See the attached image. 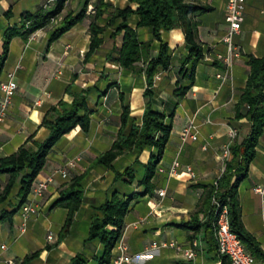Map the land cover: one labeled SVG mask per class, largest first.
<instances>
[{
  "label": "crops",
  "instance_id": "crops-1",
  "mask_svg": "<svg viewBox=\"0 0 264 264\" xmlns=\"http://www.w3.org/2000/svg\"><path fill=\"white\" fill-rule=\"evenodd\" d=\"M186 1L208 5L212 10L195 16L203 58L195 68L191 88L181 97L173 91L179 85L181 67H188L183 64L187 55L183 34L177 27L162 33L170 48L171 62L167 69L153 77L151 108L164 114L172 128L155 169L152 193H142L140 184L145 174L142 165L148 162L151 149L139 153L126 150L110 166H91V162L107 151L116 139L121 126L122 104L129 106L130 120L140 124L146 101L143 92L147 87L142 61L123 68L114 60L122 43V32L111 36L116 26H106L107 14L96 20L99 26H105L100 35L102 43L87 61L84 60L96 0L89 1V10L81 22L50 44H47L48 38L59 23L40 28L27 39L20 36L11 39L0 81L6 79L8 72H13L17 88L0 122V158L14 153L29 137L32 141H44L49 133L41 126L46 111L61 100L70 103L72 92L84 88L90 89L87 96L90 125L85 132L76 126L49 151L33 185L48 177L51 181L41 196L29 193L26 198L38 204L36 215L23 220L19 184L16 181L3 195L9 174H0V245H5L4 249L0 248V264H7V260H12L13 264H71L77 254L86 257L87 264H98L102 245L96 240L87 243L84 240L92 216L113 192L130 197L121 236L127 247L126 254L132 258L131 264L219 263L216 243L205 237L204 228L193 233L178 225L190 221L193 215L200 223L206 221V190L219 179L225 162L231 158L230 154L225 159L223 151L227 146L240 145L250 133L248 119L235 117V105L248 75L247 60L250 56H264V0H245L244 21L240 31L232 37L239 55L232 58L224 78L217 77V74H224V63L222 59H216V55L226 54V44L222 40L227 30L224 20L226 0ZM83 2L68 0L61 16L67 12L76 13ZM109 2L117 8L127 5L135 8L128 0ZM41 4V0H0V54L4 29L19 25L25 12H34ZM8 9L10 17L5 15ZM136 23L137 18L133 15L124 25L135 30L139 42L150 43L149 57H155L159 41L153 38L149 27H137ZM182 83L186 84L185 81ZM245 111L243 107L240 113ZM188 126H191L189 134H195L196 138L188 137L183 141L181 132ZM128 129L126 126L125 133ZM232 130L234 136L229 133ZM27 144L32 146L31 141ZM136 160L139 165L135 164ZM175 160L179 165L176 174L170 176L169 168ZM129 166L134 169L132 182L117 179V173ZM187 167L194 173L193 177L188 174ZM62 170L66 171V177L60 175ZM83 173L82 200L73 213L68 233L61 239L59 233L67 209L53 206V203L60 198V191L69 180ZM256 186L264 187V127L247 175L237 187L242 224L264 255V193H257ZM159 189L165 190V196H158ZM194 241L196 246L192 244ZM186 250H192L194 256L187 258ZM115 253L116 249H113L111 258ZM255 261L264 264V256L255 257ZM107 264H112L111 260Z\"/></svg>",
  "mask_w": 264,
  "mask_h": 264
},
{
  "label": "trees",
  "instance_id": "trees-1",
  "mask_svg": "<svg viewBox=\"0 0 264 264\" xmlns=\"http://www.w3.org/2000/svg\"><path fill=\"white\" fill-rule=\"evenodd\" d=\"M68 0H55L51 9L43 10L40 6L34 12H25L19 25L7 26L3 33L2 52L0 54V72L6 59L10 41L15 36L27 39L36 30L49 25L51 19L58 17L64 9ZM84 0L80 9L76 12H67L62 16L59 26L54 28L48 38L47 44L57 40L62 34L70 30L73 26L81 22L86 17L88 2ZM135 4V8L127 5L124 8L113 7L109 0H96L94 4V14L89 24L90 43L84 60L94 54L102 43L101 34L105 26H99L96 20L107 14L106 26L115 25V31L111 34L122 32V43L118 48L114 58L123 68L132 67L136 62L142 61L147 87L143 92L146 99L142 119L139 125L130 120V109L128 105L122 104L120 116L121 126L117 137L111 147L97 156L91 166L102 164L110 166L112 162L126 150H134L136 153L144 149L153 150L149 160L145 165V174L140 182L143 186L142 193H152L154 188L153 177L156 166L161 159L163 149L166 146L172 128L171 121H165V115L154 111L151 108V98L154 95L152 84L153 77L161 70L168 68L171 62L170 48L163 40L162 33L177 27L181 29L184 45L187 50L186 58L183 61L188 67H181L179 71L180 79L177 81V88L173 91L177 97L183 96L194 81L195 68L203 58L202 44L198 38V21L196 15L212 10V7L199 3L187 2L186 0H128ZM10 9L5 11V15L10 17ZM137 18V27H149L153 38L159 41L158 53L155 57H149L150 43H141L137 38L134 29L127 27L124 23L131 16ZM248 75L245 86L242 90L236 105V118L246 117L250 122V133L240 145L230 147L231 158L225 162L222 175L217 180V187L210 186L206 190L205 203L207 219L200 223L196 215L190 221L180 223L178 226L191 230L193 233L204 228V235L210 241H214V220L215 213L211 205V196L215 195L221 205L228 209L230 228L237 234L246 248L254 257H263V253L253 236L244 228L241 221V211L237 200V187L239 182L246 177L249 163L255 156V147L259 137L263 133L264 127V56H250L247 60ZM185 81L186 84L182 82ZM89 88H84L78 92H72L70 103L59 101L46 111L42 118L41 126L48 129L47 138L42 142L27 139L14 153L0 158V174H9V180L2 190L6 195L14 186L16 181L19 184L18 196L20 205L26 200L39 172L43 169L47 155L56 142L69 133L76 126L82 131H87L90 125L89 109L87 106V96ZM122 100V95H121ZM245 107L244 114L240 113ZM170 117V116H169ZM126 126H129L125 133ZM31 141L32 146L27 143ZM139 165V161H135ZM84 173L72 177L67 186L60 191V198L53 206H60L67 209V215L63 227L59 233V238H63L69 230L73 213L79 208L83 189L81 180ZM117 179L131 183L134 179V169L132 166L117 173ZM234 177V180L232 178ZM113 192L111 197L97 209L90 221V227L85 243L98 241L102 245V255L98 264H107L111 260L112 250L122 234L124 217L129 208L130 197H122ZM13 211L9 212L11 215ZM216 243V242H215ZM217 249V246H216ZM218 264H231L226 256L218 255ZM71 264H87V258L82 254H77L71 259Z\"/></svg>",
  "mask_w": 264,
  "mask_h": 264
},
{
  "label": "built area",
  "instance_id": "built-area-1",
  "mask_svg": "<svg viewBox=\"0 0 264 264\" xmlns=\"http://www.w3.org/2000/svg\"><path fill=\"white\" fill-rule=\"evenodd\" d=\"M244 7L245 0H226L224 7V20L227 24V30L223 35L222 40L226 44V54L225 55H216V59H222L224 63V74H217V77L224 78L232 62L234 56L239 55L238 48L232 42V37L235 33H238L241 29L242 23L244 21ZM52 20V19H51ZM17 88V83L15 81L14 73L8 72L6 79L0 81V91L2 96L0 98V122L3 120L5 111L10 104L11 98L14 95ZM190 127L188 126L183 129L181 132V139L185 141L188 137L195 139L196 135H190ZM231 136L235 135V131L232 130L229 132ZM230 148L227 146L223 151V157L228 159L230 157ZM71 165V162L68 163ZM178 161H173L169 168V175L173 176L176 174V168L178 167ZM187 172L190 177L194 176V173L189 167H187ZM62 177H66L67 173L65 170L60 172ZM51 181V177H48L46 180L41 181L37 184H32L31 190L29 193H32L34 196H41L43 192L47 189V184ZM213 186L217 187V181L213 183ZM254 190L259 193H264V187L256 186ZM159 197L165 196V190L159 189L157 191ZM264 202V201H263ZM211 205L214 209V239L217 246V251L219 255L226 256L231 264H256L254 255L246 248L240 238L234 233L230 228V220L228 209L225 205H221L215 195L211 198ZM38 204L35 200H25L20 205V214L23 220H26L31 215H36L38 213ZM51 238V235H48V239ZM193 246H196L197 243L194 241ZM155 247V243L152 245ZM1 249L5 248V245H0ZM116 253L112 256V264H131V256L126 254L127 247L122 242V236L119 237L115 244ZM184 255L187 258H192L194 252L192 250L184 251ZM7 264H13L12 260H7Z\"/></svg>",
  "mask_w": 264,
  "mask_h": 264
},
{
  "label": "rangeland",
  "instance_id": "rangeland-1",
  "mask_svg": "<svg viewBox=\"0 0 264 264\" xmlns=\"http://www.w3.org/2000/svg\"><path fill=\"white\" fill-rule=\"evenodd\" d=\"M41 2H42L41 7H42L43 10H45V9L52 8V7L54 6L55 0H41ZM88 5H89V2H88ZM93 7H94V6H93ZM87 10H89V6H87ZM93 11H95V9H94ZM86 12H87V11H86ZM93 14H94V13H93ZM61 18H62V16H61V14H60V15H58V17L53 18V19L50 21L49 24L55 26L56 24L60 23ZM212 186H213V185H212ZM213 188H215V187L213 186ZM212 196H213V195H212ZM212 196H211V198H212ZM210 200H211V199H210ZM114 249H115V247H114Z\"/></svg>",
  "mask_w": 264,
  "mask_h": 264
}]
</instances>
